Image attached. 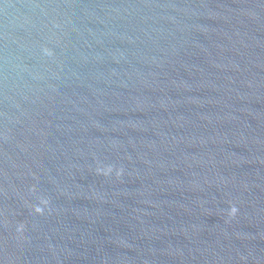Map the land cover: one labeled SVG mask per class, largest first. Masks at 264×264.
Returning a JSON list of instances; mask_svg holds the SVG:
<instances>
[{"label": "water", "instance_id": "obj_1", "mask_svg": "<svg viewBox=\"0 0 264 264\" xmlns=\"http://www.w3.org/2000/svg\"><path fill=\"white\" fill-rule=\"evenodd\" d=\"M0 264H264V0H0Z\"/></svg>", "mask_w": 264, "mask_h": 264}]
</instances>
